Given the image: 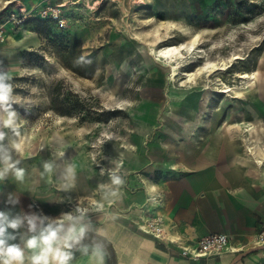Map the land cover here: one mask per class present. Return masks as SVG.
<instances>
[{
    "label": "rangeland",
    "instance_id": "rangeland-1",
    "mask_svg": "<svg viewBox=\"0 0 264 264\" xmlns=\"http://www.w3.org/2000/svg\"><path fill=\"white\" fill-rule=\"evenodd\" d=\"M0 32V68L15 72L11 143L44 211L79 218V206L82 224L128 215L120 196L173 177L213 131L240 144L237 121L264 150V0H0ZM172 47L170 62L159 51ZM163 64L198 88L169 101L182 88Z\"/></svg>",
    "mask_w": 264,
    "mask_h": 264
},
{
    "label": "crops",
    "instance_id": "crops-1",
    "mask_svg": "<svg viewBox=\"0 0 264 264\" xmlns=\"http://www.w3.org/2000/svg\"><path fill=\"white\" fill-rule=\"evenodd\" d=\"M13 43L17 45L20 40ZM30 44L31 42L28 46ZM26 45L23 47L25 50L28 49ZM6 63L11 64L12 61L6 60ZM163 66L168 68L164 64ZM168 70L170 74L168 80L178 81L182 88L168 92L166 98L169 101L179 102L190 93V90L198 88L197 82L191 83L185 76L181 78L176 76L172 79L171 67ZM0 74H10L12 79L15 72L11 67L0 68ZM11 81L6 79L4 82L12 84ZM203 100L206 102V99ZM186 111L187 114H196L191 108H186ZM7 116L8 112L4 107H0V131L6 133L4 140L0 141V173L3 174L0 176V211H10L12 215L21 216L36 213L49 217L50 220L62 219L63 214L69 213L42 210L41 206L45 200H33L31 180H25V176L18 180L16 169L7 168V164L4 163L6 155L11 157L9 163L19 161L20 153L12 146L11 128L3 126ZM231 125L243 128L244 136L240 144L234 136L225 138L216 131L209 133L205 142L196 147L197 150L186 148L182 162L174 164V168L172 166L173 177L163 182H143L144 184L140 186L142 189L138 192L132 193L129 197L120 196L125 210L133 208L128 215L125 212L108 214L104 211L99 220L89 218L88 222L83 224L80 223V218L66 221L65 231L72 225L77 229L81 226L86 227L83 239L71 249L73 259L70 264H95L93 248L101 243L108 260L110 258L108 249H112L114 264L231 263L236 254L202 259L183 258L170 250L165 243L157 242L139 232L134 226L138 214L135 208L149 204L152 209L157 210L160 207L157 197L162 199L159 212L165 216L169 226H175L171 232L186 243L195 242L212 234H225L243 246V251L254 247L255 236L264 228V150H259L256 144L251 142L252 128L241 121ZM185 137L188 138V135ZM189 137L193 138L191 134ZM237 143L239 147H243L239 152L234 148ZM16 168L23 169L19 163L16 164ZM98 205L95 203L92 212L101 211ZM34 206L39 210L36 211ZM90 234L103 238L109 247ZM15 235L16 239L10 243L18 244L24 252V264H31V257L37 250L26 247L25 242L30 234L26 232V228H21L16 230ZM106 260L107 258L105 264ZM237 264H264V251L252 253Z\"/></svg>",
    "mask_w": 264,
    "mask_h": 264
},
{
    "label": "clouds",
    "instance_id": "clouds-1",
    "mask_svg": "<svg viewBox=\"0 0 264 264\" xmlns=\"http://www.w3.org/2000/svg\"><path fill=\"white\" fill-rule=\"evenodd\" d=\"M11 80L10 74H0V107L8 112L7 119L3 121V126L11 128L16 135L19 132L15 130L14 121L16 118L15 111H9L11 107L9 101L12 96V85L5 83V80ZM6 133L0 131V141H3ZM19 150L20 145L14 144ZM10 156L4 157V163L7 168L16 169V178L22 180L24 170L16 168L19 161L9 163ZM49 167L50 166H46ZM7 170V169H6ZM3 174L0 173V176ZM112 183L122 185L123 180L118 177H112ZM115 195V192L112 193ZM103 205H98L102 208ZM81 213L80 219L83 218L87 209H78ZM71 214H63L62 219L50 220L49 217L40 216L36 213L21 215H12L10 211H0V264H24V252L18 244L10 243L16 239V230L26 228V232L30 235L26 240L28 249L37 250L31 257V264H70L73 259L71 249L74 244H79L83 239L86 227L81 226L79 229L75 225L67 228L65 231L64 224L66 221H73ZM46 221H49L46 223ZM9 229L13 231H9ZM87 251V249H85ZM93 256L95 264H105L106 253L103 244H97L93 248Z\"/></svg>",
    "mask_w": 264,
    "mask_h": 264
},
{
    "label": "built area",
    "instance_id": "built-area-1",
    "mask_svg": "<svg viewBox=\"0 0 264 264\" xmlns=\"http://www.w3.org/2000/svg\"><path fill=\"white\" fill-rule=\"evenodd\" d=\"M157 201H160V207L157 210L152 209L149 204L135 208L138 214L134 220V226L139 232L152 237L155 241L165 243L170 250L175 251L179 256L189 259H202L225 254L235 255L243 251V246L225 234H212L195 242L186 243L180 237L173 235L171 231L175 226H169L165 216L159 212L162 200L157 197ZM253 244L264 246V228L255 236Z\"/></svg>",
    "mask_w": 264,
    "mask_h": 264
},
{
    "label": "bare ground",
    "instance_id": "bare-ground-1",
    "mask_svg": "<svg viewBox=\"0 0 264 264\" xmlns=\"http://www.w3.org/2000/svg\"><path fill=\"white\" fill-rule=\"evenodd\" d=\"M176 48L175 47H172V48H163L159 51V54L162 55V57H166L168 60H170V62H172L173 60V55L176 53ZM169 68V67H168ZM174 70V69H173ZM172 70V71H173ZM216 70H222V68H219L217 65H212L211 66V71L210 72H213V71H216ZM173 77L176 76V73L173 72ZM184 76L187 78L188 81H190L194 74L193 73H185ZM240 78L242 79H248L250 80L251 77L249 76V74L247 73H244L240 76ZM253 81V80H252ZM78 209H80L79 207H75L74 208V212H79ZM71 214V213H69Z\"/></svg>",
    "mask_w": 264,
    "mask_h": 264
},
{
    "label": "water",
    "instance_id": "water-1",
    "mask_svg": "<svg viewBox=\"0 0 264 264\" xmlns=\"http://www.w3.org/2000/svg\"><path fill=\"white\" fill-rule=\"evenodd\" d=\"M257 251H264V246H254L251 248H248L244 251H241L239 253H237L234 258L232 259L230 264H237L238 262H240L243 258H245L246 256L255 253Z\"/></svg>",
    "mask_w": 264,
    "mask_h": 264
},
{
    "label": "trees",
    "instance_id": "trees-1",
    "mask_svg": "<svg viewBox=\"0 0 264 264\" xmlns=\"http://www.w3.org/2000/svg\"><path fill=\"white\" fill-rule=\"evenodd\" d=\"M90 235L95 237L97 240H100V241L104 242L109 247V244L103 238H100L99 236H95V235H92V234H90ZM108 251L110 253V258H109V260H106V263L107 264H114L113 251H112V249H108Z\"/></svg>",
    "mask_w": 264,
    "mask_h": 264
}]
</instances>
